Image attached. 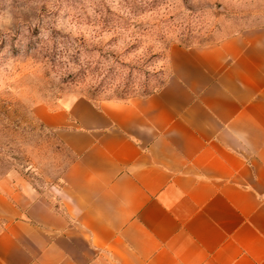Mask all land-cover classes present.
<instances>
[{
  "label": "crops",
  "instance_id": "crops-1",
  "mask_svg": "<svg viewBox=\"0 0 264 264\" xmlns=\"http://www.w3.org/2000/svg\"><path fill=\"white\" fill-rule=\"evenodd\" d=\"M145 95L45 109L60 183L0 190V264H264V23L173 45Z\"/></svg>",
  "mask_w": 264,
  "mask_h": 264
},
{
  "label": "rangeland",
  "instance_id": "rangeland-1",
  "mask_svg": "<svg viewBox=\"0 0 264 264\" xmlns=\"http://www.w3.org/2000/svg\"><path fill=\"white\" fill-rule=\"evenodd\" d=\"M263 23L264 0H0V190L60 183L71 156L45 109L148 94L171 46Z\"/></svg>",
  "mask_w": 264,
  "mask_h": 264
}]
</instances>
